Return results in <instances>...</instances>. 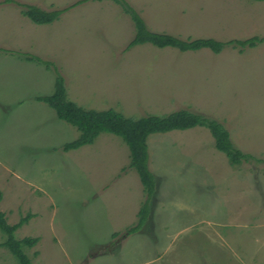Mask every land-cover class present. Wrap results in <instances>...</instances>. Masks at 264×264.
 <instances>
[{"label": "rangeland", "instance_id": "obj_1", "mask_svg": "<svg viewBox=\"0 0 264 264\" xmlns=\"http://www.w3.org/2000/svg\"><path fill=\"white\" fill-rule=\"evenodd\" d=\"M14 1L67 9L37 25L0 0V211L8 224L31 214L14 237L37 238L26 247L33 264H264V43L218 54L128 47L133 22L112 0ZM126 2L151 31L264 37V2ZM56 71L83 108L131 118L190 110L222 123L252 158L231 165L205 127L148 135L155 190L145 224L129 235L147 195L128 145L100 132L61 149L79 132L35 99L52 93ZM4 239L0 230V264H19Z\"/></svg>", "mask_w": 264, "mask_h": 264}, {"label": "trees", "instance_id": "obj_2", "mask_svg": "<svg viewBox=\"0 0 264 264\" xmlns=\"http://www.w3.org/2000/svg\"><path fill=\"white\" fill-rule=\"evenodd\" d=\"M112 1L121 6L123 11L130 16L133 22L135 34L128 47L150 44L160 49L171 48L182 53L207 49L218 54L227 46H232L242 52L245 48H253L258 44L264 43V37L260 36L221 41L206 37L183 38L165 32L151 31L137 11H135L126 0ZM252 1L264 2V0ZM4 2H14L20 7L21 14L37 25L51 24L58 20L62 13L67 10H44L38 6L19 3L14 0H4ZM24 59L43 63L46 67L50 65L49 61H42L40 58L31 54L26 55ZM35 99L44 102L54 111L57 119L75 127L79 132L74 140L63 144L61 147L63 151L77 149L90 143L100 132L118 135L128 145L129 167L134 169L138 174L139 180L147 195L146 201L142 203V206L137 212L138 218L136 224L126 231L129 235L138 232L145 224L149 216V202L155 190L154 178L148 168L146 149V139L148 135L172 130H186L197 126L205 127L210 131L214 139L215 148L226 155L231 165H238L240 162L248 161L252 158L251 155L245 154L233 146L229 133L223 127L222 123L190 110L180 109L165 115H147L131 118L112 108L105 110L83 108L74 101L68 99L64 79L58 71H56L52 93L47 96L35 97ZM30 216L31 214H28L20 218L17 223L8 224L3 212L0 211V230L5 235L2 245L17 258L19 264H33L26 253V247L35 244L37 238L24 237L22 239H16L14 237V232L24 224Z\"/></svg>", "mask_w": 264, "mask_h": 264}]
</instances>
